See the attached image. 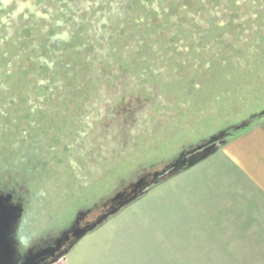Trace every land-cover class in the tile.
I'll use <instances>...</instances> for the list:
<instances>
[{
	"label": "flooded vegetation",
	"instance_id": "flooded-vegetation-1",
	"mask_svg": "<svg viewBox=\"0 0 264 264\" xmlns=\"http://www.w3.org/2000/svg\"><path fill=\"white\" fill-rule=\"evenodd\" d=\"M158 6L161 0H0V127L40 125L35 141L18 144L10 133L0 145V260L11 249L12 264L33 256L58 264L89 226L191 168L189 161L264 110L257 104L264 97L251 96L264 93V0H174L153 23ZM181 16V24L200 21L173 26L170 18ZM245 36L233 54L250 71L222 56L204 76L188 75L183 60L167 64L179 83L156 75L162 62L154 50L178 59L191 48V63L206 68L200 51ZM117 69L123 82L109 79ZM36 97L51 113L34 112Z\"/></svg>",
	"mask_w": 264,
	"mask_h": 264
},
{
	"label": "rangeland",
	"instance_id": "rangeland-1",
	"mask_svg": "<svg viewBox=\"0 0 264 264\" xmlns=\"http://www.w3.org/2000/svg\"><path fill=\"white\" fill-rule=\"evenodd\" d=\"M257 104L263 107L264 98ZM185 185L175 176L155 186L85 234L58 264H264L252 237L235 227L213 229Z\"/></svg>",
	"mask_w": 264,
	"mask_h": 264
},
{
	"label": "crops",
	"instance_id": "crops-1",
	"mask_svg": "<svg viewBox=\"0 0 264 264\" xmlns=\"http://www.w3.org/2000/svg\"><path fill=\"white\" fill-rule=\"evenodd\" d=\"M176 177L186 180L213 229H240L238 235L252 237L253 251H264V117Z\"/></svg>",
	"mask_w": 264,
	"mask_h": 264
},
{
	"label": "snow or ice",
	"instance_id": "snow-or-ice-1",
	"mask_svg": "<svg viewBox=\"0 0 264 264\" xmlns=\"http://www.w3.org/2000/svg\"><path fill=\"white\" fill-rule=\"evenodd\" d=\"M162 4H163V9H168L170 8L171 4L174 2V0H161ZM96 8H99L100 5L99 3H97L96 5H94ZM182 7H187L186 5H181ZM89 7H92V5H89ZM239 7L241 9L244 8V4L240 3ZM159 9L158 12V17L153 20V23H156L158 20H162L163 19V15H164V10L161 9L159 6L157 7ZM245 17L247 16V13L243 14ZM220 16L223 17L224 16V12L223 10H221ZM77 19L79 20V18L77 17ZM180 19H183V17L181 16L179 19L177 18H170L171 20V24L175 27H187L188 23H192L193 25H195L196 23H198L200 21V17L198 16H192L190 18V20L186 21L184 24L180 23ZM80 22V21H79ZM227 20L226 19H221V25L227 24ZM139 23H143V20L141 19ZM169 24V21H165L164 24L161 27H167ZM123 31V29L118 30L114 35L115 36H119L120 32ZM67 33V32H65ZM63 33V35L65 34ZM203 33L206 36L208 34V28L207 26H203ZM68 34V33H67ZM104 33H99V35L97 36V39H99L100 37L104 36ZM70 39V37H69ZM216 39V38H213ZM247 37H243L239 42L235 41V40H231L226 39L224 41V44L222 47H217L214 43L211 45L210 48L204 49L202 51H200V55H204L207 56L208 58L205 60V64L207 65L206 68L199 66L198 64L195 63H191V55H192V49L188 48L186 50V56H181L178 59H171L168 57H165L163 54V50H154L156 51V59H159L162 62V67L161 68H157L156 70V75L157 76H163L165 78V81L171 85L172 81H176L177 83L180 82V77L178 74L176 73H171V70L168 69L167 64L169 62H171L172 67L175 68L177 63H180L181 60L184 61V63L186 65H189L188 68V75L190 76H194L195 73H199L201 76L206 75L207 73H214L216 71V69L212 68L213 64L217 65V68L220 67V64L222 63V61L220 60V58L223 57H230L231 61L240 65V71H250V68L247 67V65L245 64V62L238 56L234 55V51H236L242 44L247 43ZM179 43V42H178ZM250 47H254L252 45H250ZM138 47L135 48V51H138ZM129 51H133V47H129ZM101 58L105 57V52H101L99 53ZM150 64H153V61H149ZM115 67V66H114ZM227 67V66H225ZM195 70V72L193 71ZM133 76L135 75V73L132 74ZM109 79H121V82H123V78H122V74H121V70L117 69L115 72L112 73V76L109 77ZM199 82V81H198ZM135 84L137 85V87H139L140 85V80L136 79L135 80ZM187 84V81H185V84L182 86H185ZM119 86V85H118ZM69 87H71V85H69ZM79 87H82V85H78L77 89ZM150 87V85H149ZM61 91H64L63 85H60ZM121 91H127V86L125 85L123 88L120 89ZM118 94V93H117ZM159 93V89H156L154 91H152V96L156 97ZM44 93H41L40 96H43ZM31 102L33 103V109L34 112L35 110L39 109L41 111H48L51 113V110L48 108H42L41 105L43 104V101L39 98H30ZM185 104H187V101H184ZM69 114L68 111H64L63 115L67 116ZM0 124H2V122H0ZM10 125H12L11 127H9V125H4L3 127H0V145H2L3 142V138L7 135H9L10 133H15L16 136L18 137V144H28L30 141H35L37 139L36 135H34V132L40 128V125L36 124L35 121H33L28 127H24L22 125H16L14 123V121H10L9 122ZM42 131V130H41ZM45 144V140L43 138V136L40 137V145L43 146Z\"/></svg>",
	"mask_w": 264,
	"mask_h": 264
},
{
	"label": "water",
	"instance_id": "water-1",
	"mask_svg": "<svg viewBox=\"0 0 264 264\" xmlns=\"http://www.w3.org/2000/svg\"><path fill=\"white\" fill-rule=\"evenodd\" d=\"M263 116H264V110L261 111L260 113H258L256 116L254 115L253 119H251L249 122H246V123L240 125L238 128H236L235 129L236 132L247 128L249 125H251V123L254 120L260 119ZM226 142H227V140H223V141L218 142L217 144L214 145V148L212 150L208 151V153L202 154L196 160L194 159L193 161H189L187 163V165H186V168L192 167V166L196 165L198 162L202 161L203 159L209 157L210 155H212L213 153H215L219 149V147H221ZM106 220H103V219L99 220V226L102 225ZM93 230H95V223L93 225H91V226L88 227V229L85 231V234H87V233H89V232H91ZM3 260L4 261L0 260V264H12V261H13V252H12L11 249L9 250L8 254L6 252L5 257H4ZM27 261L30 264H38V261H36V259H35L34 256H33V258L28 259Z\"/></svg>",
	"mask_w": 264,
	"mask_h": 264
},
{
	"label": "trees",
	"instance_id": "trees-1",
	"mask_svg": "<svg viewBox=\"0 0 264 264\" xmlns=\"http://www.w3.org/2000/svg\"><path fill=\"white\" fill-rule=\"evenodd\" d=\"M261 93H262L261 95L264 97V93H263V92H261ZM254 95H256V97H258L257 92L252 93L251 96H254ZM263 117H264V116H263ZM257 120H258V119H257ZM255 121H256V120H254L253 122H255ZM253 122H252V123H253ZM252 123H251V124H252ZM236 133H237V132H236ZM236 133H235L234 135H236ZM234 135H233V136H234Z\"/></svg>",
	"mask_w": 264,
	"mask_h": 264
}]
</instances>
